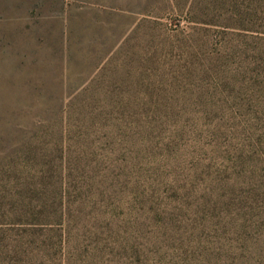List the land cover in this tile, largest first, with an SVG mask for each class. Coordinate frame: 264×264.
I'll return each mask as SVG.
<instances>
[{
  "label": "rangeland",
  "instance_id": "rangeland-1",
  "mask_svg": "<svg viewBox=\"0 0 264 264\" xmlns=\"http://www.w3.org/2000/svg\"><path fill=\"white\" fill-rule=\"evenodd\" d=\"M0 264H264V0H0Z\"/></svg>",
  "mask_w": 264,
  "mask_h": 264
},
{
  "label": "crops",
  "instance_id": "crops-1",
  "mask_svg": "<svg viewBox=\"0 0 264 264\" xmlns=\"http://www.w3.org/2000/svg\"><path fill=\"white\" fill-rule=\"evenodd\" d=\"M72 1V0H71Z\"/></svg>",
  "mask_w": 264,
  "mask_h": 264
}]
</instances>
